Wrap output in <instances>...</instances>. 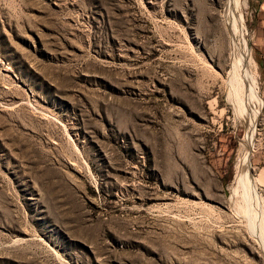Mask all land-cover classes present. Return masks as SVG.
<instances>
[{"label": "rangeland", "instance_id": "374dc122", "mask_svg": "<svg viewBox=\"0 0 264 264\" xmlns=\"http://www.w3.org/2000/svg\"><path fill=\"white\" fill-rule=\"evenodd\" d=\"M257 31L254 0H0V264H264Z\"/></svg>", "mask_w": 264, "mask_h": 264}, {"label": "bare ground", "instance_id": "6f19581e", "mask_svg": "<svg viewBox=\"0 0 264 264\" xmlns=\"http://www.w3.org/2000/svg\"><path fill=\"white\" fill-rule=\"evenodd\" d=\"M252 78H253V81H255L253 74H252ZM238 101H239V103L242 102L241 99L238 100ZM244 143H246V142H244ZM245 146H244V148H245L244 157H243L242 161H240V163H237V164H239V167L238 168L240 169L241 175H239V177L237 179L236 178L235 179L238 181V185H240L241 188L242 187L245 188V191L247 192V198H249L250 201H252V199L255 197L254 196V193L255 192L252 189V188H255V185H254L255 182H253V180H252L253 177L251 178L250 175H249L250 172H248V170H249V160H248V155H247V153L249 152V150L252 147L251 142H249V144L248 145H245ZM237 174H239V173H237ZM237 174H236V176H237Z\"/></svg>", "mask_w": 264, "mask_h": 264}, {"label": "crops", "instance_id": "0c3cea01", "mask_svg": "<svg viewBox=\"0 0 264 264\" xmlns=\"http://www.w3.org/2000/svg\"><path fill=\"white\" fill-rule=\"evenodd\" d=\"M254 1L256 2L257 7V33L264 35V0Z\"/></svg>", "mask_w": 264, "mask_h": 264}]
</instances>
